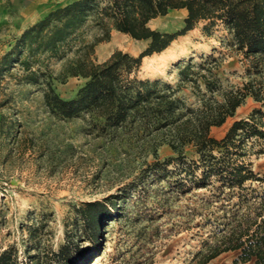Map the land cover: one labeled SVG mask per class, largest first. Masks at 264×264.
Here are the masks:
<instances>
[{"label": "trees", "instance_id": "trees-1", "mask_svg": "<svg viewBox=\"0 0 264 264\" xmlns=\"http://www.w3.org/2000/svg\"><path fill=\"white\" fill-rule=\"evenodd\" d=\"M180 10L187 12L180 30L150 26ZM201 23L205 35L222 27L223 45L248 61L242 86L225 83L220 76L222 59L213 55L200 62H179L174 85L138 76L145 58L164 52ZM113 32L149 44L138 56L116 50L106 61L96 62V47L110 41ZM13 41L0 56V85L12 78L17 84L36 86L45 114L61 121H97L113 137L127 136L128 159H144L146 169L137 181L78 210L93 251L112 223L140 219L150 225L172 214L175 201L190 197L194 205L184 207L181 228L211 227L193 257L196 264H209L227 252H238L232 264H264V176L250 161L259 153L254 152L256 142L264 140V0H74L28 26ZM71 78L84 83L72 98L63 99L54 83L65 84ZM249 97L261 107L235 120L222 139L211 136V129L234 118ZM11 98L2 100L0 108ZM163 146L170 147L173 156L161 161L158 150ZM150 156L152 163L146 161ZM132 206L135 217L127 214ZM149 225L141 226L134 240L127 239L136 251L126 252L140 253L133 264H155L150 244L160 231L149 230ZM7 253L0 255V264H12ZM77 253L84 255L83 250ZM128 253L118 250L111 263L131 264L134 256ZM102 254L96 252L95 258ZM72 256V247L65 244L54 255L55 263L72 264Z\"/></svg>", "mask_w": 264, "mask_h": 264}, {"label": "rangeland", "instance_id": "rangeland-1", "mask_svg": "<svg viewBox=\"0 0 264 264\" xmlns=\"http://www.w3.org/2000/svg\"><path fill=\"white\" fill-rule=\"evenodd\" d=\"M72 1L0 0V56L14 44V37L28 26ZM185 17V12L173 11L152 21L150 26L175 32L183 28ZM203 26L201 23L179 37L166 51L145 58L138 76L160 78L174 85L179 62L191 58L200 62L201 57L213 55L222 59L220 76L225 83L242 86L248 61L223 45L221 39L226 34L222 27L205 35ZM148 44V41H136L113 32L110 41L96 47L95 61H106L116 50L138 56ZM83 83L82 79L71 78L65 84L55 82L54 88L60 97L70 99ZM184 94L190 103L195 101L189 91ZM10 95V103L0 108V255L8 252L12 264H56L54 255L63 245L69 244L73 249L72 264H112L111 255L118 250L135 252L136 247L127 239L134 240L141 226H148V222L124 219L112 223L99 238L101 246L93 251L94 243L89 240L78 216V210L85 203L103 202L119 194L146 169L144 159L132 161L124 155L127 136L118 133L113 137V132L102 131L99 123L88 117L72 121L50 117L44 113L42 95L36 86L17 84L14 79L7 78L0 85V102ZM260 107L253 98H247L234 118L211 129V136L222 139L235 120L247 118ZM254 152L259 153L250 158L253 169L264 176V140L256 142ZM158 155L163 161L173 156V152L170 147L163 146ZM187 155H193L192 148ZM146 161L152 163L154 158L150 156ZM193 202L190 197L177 200L172 214L150 223L149 230L158 228L160 231L154 244H150L155 264H196L193 257L202 249L211 227L189 231L181 228L184 207L194 205ZM127 214L136 216L133 206ZM77 250H83L84 255H78ZM90 252V260L84 262ZM96 252L103 254L96 259ZM127 256H134L133 264L140 253ZM237 256L238 252H227L209 264H232Z\"/></svg>", "mask_w": 264, "mask_h": 264}, {"label": "crops", "instance_id": "crops-1", "mask_svg": "<svg viewBox=\"0 0 264 264\" xmlns=\"http://www.w3.org/2000/svg\"><path fill=\"white\" fill-rule=\"evenodd\" d=\"M180 11H183V12H185L186 13V15H187V12L185 11V10H180ZM173 12V11H172ZM171 13V12H170ZM191 32V31H190ZM166 51V50H165ZM239 109V108H238Z\"/></svg>", "mask_w": 264, "mask_h": 264}, {"label": "bare ground", "instance_id": "bare-ground-1", "mask_svg": "<svg viewBox=\"0 0 264 264\" xmlns=\"http://www.w3.org/2000/svg\"><path fill=\"white\" fill-rule=\"evenodd\" d=\"M95 264H97V262H95Z\"/></svg>", "mask_w": 264, "mask_h": 264}]
</instances>
